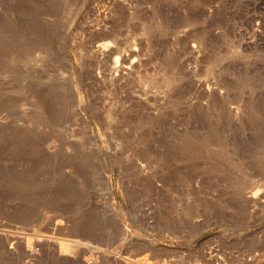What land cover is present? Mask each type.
Masks as SVG:
<instances>
[{
  "label": "rangeland",
  "instance_id": "374dc122",
  "mask_svg": "<svg viewBox=\"0 0 264 264\" xmlns=\"http://www.w3.org/2000/svg\"><path fill=\"white\" fill-rule=\"evenodd\" d=\"M261 143L264 0H0V264H264Z\"/></svg>",
  "mask_w": 264,
  "mask_h": 264
},
{
  "label": "bare ground",
  "instance_id": "6f19581e",
  "mask_svg": "<svg viewBox=\"0 0 264 264\" xmlns=\"http://www.w3.org/2000/svg\"><path fill=\"white\" fill-rule=\"evenodd\" d=\"M221 120V119H220ZM220 120L218 119V120H213V121H210V130H209V135H208V137H207V139L205 138V140H203V142L202 143H200V144H197V145H195L194 143H193V141H191V140H187V142H186V144H185V146H184V148H183V150L186 152V153H188V154H190L191 156H195V155H193L195 152H203L206 148H207V146H208V141H209V139H211V140H213V141H220V142H222L223 143V140H221L220 139V137H219V133L222 131V122L220 123ZM255 120V119H254ZM255 123H257V121H255ZM255 126H256V124H255ZM258 127V126H257ZM258 131H260V130H258ZM259 134H261V133H259ZM259 137V136H258ZM213 144V143H212ZM261 150L259 151V155L260 154H262V152H264L263 151V148H264V143H261ZM225 153V150H222V152H221V155H223ZM258 160H260V159H258ZM258 163L260 164V161H258ZM262 163V162H261ZM171 165V164H170ZM260 166V165H259ZM215 168V167H214ZM260 168V167H259ZM261 169V168H260Z\"/></svg>",
  "mask_w": 264,
  "mask_h": 264
}]
</instances>
